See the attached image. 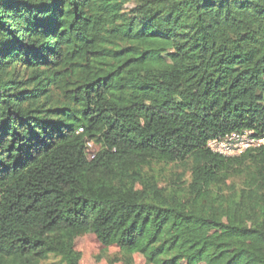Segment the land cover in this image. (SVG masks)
Masks as SVG:
<instances>
[{
    "label": "trees",
    "instance_id": "trees-1",
    "mask_svg": "<svg viewBox=\"0 0 264 264\" xmlns=\"http://www.w3.org/2000/svg\"><path fill=\"white\" fill-rule=\"evenodd\" d=\"M244 129L264 130V0H0V264H79L78 230L151 264H209L218 236L165 235L172 220L257 230L215 220L212 198L185 212L129 186L177 163L194 196L233 164L264 205V146H207Z\"/></svg>",
    "mask_w": 264,
    "mask_h": 264
},
{
    "label": "rangeland",
    "instance_id": "rangeland-1",
    "mask_svg": "<svg viewBox=\"0 0 264 264\" xmlns=\"http://www.w3.org/2000/svg\"><path fill=\"white\" fill-rule=\"evenodd\" d=\"M91 144L89 154L94 150ZM237 157V156H235ZM245 161L241 160L240 165ZM239 171L240 169L237 168ZM233 164L227 166V174L214 182H206L203 191L198 195H188L187 189L194 175L181 164L171 163L168 166L156 164L154 171L147 166L142 167V178L133 182L130 191H139L146 200L159 202L162 206L176 207L190 212L192 209L205 210L207 200H215L212 214L217 221H223L227 213L236 211L239 222L245 227H254L253 234L238 235L222 233L212 224L193 228L186 221L174 219L167 228L165 235L185 231L188 235L201 236L214 234L218 236L219 245L213 253L209 252V264H264V205L258 200L255 181L248 179L245 173L238 174ZM264 169V167H263ZM222 196H230L235 200L231 205L223 202ZM74 247L78 253L79 264H151L141 253H124L115 246L104 247L95 236L85 230L73 232ZM163 238V237H162ZM235 256V257H234ZM45 264H59L57 259L50 257Z\"/></svg>",
    "mask_w": 264,
    "mask_h": 264
},
{
    "label": "built area",
    "instance_id": "built-area-1",
    "mask_svg": "<svg viewBox=\"0 0 264 264\" xmlns=\"http://www.w3.org/2000/svg\"><path fill=\"white\" fill-rule=\"evenodd\" d=\"M207 146L213 152L225 157L239 156L246 150L264 146V130L260 133H255L253 129L231 132L210 139Z\"/></svg>",
    "mask_w": 264,
    "mask_h": 264
}]
</instances>
